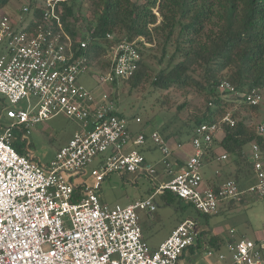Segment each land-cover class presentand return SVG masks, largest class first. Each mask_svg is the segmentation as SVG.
<instances>
[{
	"label": "built area",
	"instance_id": "1",
	"mask_svg": "<svg viewBox=\"0 0 264 264\" xmlns=\"http://www.w3.org/2000/svg\"><path fill=\"white\" fill-rule=\"evenodd\" d=\"M69 2L43 0L36 6L0 12V96L12 106L26 105L18 109L5 104L0 111L7 120L0 123V264H179L185 251L197 243V223L185 220L152 250L143 236L141 213H155V199L165 191L203 215H216L223 202L264 198L260 148L252 145L250 155L254 183L242 187L228 180L218 189L204 186L203 146L213 143L222 124L235 125L234 113L228 110L218 123H203L195 129L191 141L195 154L180 174H174L172 149L160 132L133 133L111 95L97 101L80 84L91 66L107 69V77H100V82L132 78L142 60L140 42L149 44L144 38L113 42L115 35L108 34L111 44L101 58L90 62L87 51L93 32L82 25L76 35L67 29L63 15ZM219 89L250 106L262 102L257 89L244 100L228 81ZM58 115L82 122L84 128L48 166L14 148L16 129L29 134L34 125ZM136 122L142 120L136 118ZM258 131L263 133L264 126ZM148 140L164 156L163 167L172 179L127 206L102 202L98 192L111 174L157 176V167L140 150ZM96 158L102 161L91 170L93 184L79 183ZM225 159L226 155L219 157ZM263 251V244L242 239L230 243L229 256L221 254L219 259L228 264H264Z\"/></svg>",
	"mask_w": 264,
	"mask_h": 264
},
{
	"label": "trees",
	"instance_id": "2",
	"mask_svg": "<svg viewBox=\"0 0 264 264\" xmlns=\"http://www.w3.org/2000/svg\"><path fill=\"white\" fill-rule=\"evenodd\" d=\"M12 1L0 0V12L6 11ZM41 1L29 0L27 4L36 6ZM63 18L73 35L79 25L93 32L87 51L90 62L100 58L111 44L106 39L108 34L115 35L113 42L144 38L149 45L140 42L139 69L126 83L130 91L150 81L154 88L163 91L193 86L204 93L212 106L194 115L191 134L203 123H218L235 104L251 113L260 110V105L239 103L236 97L224 98L219 86L228 81L241 93L242 100L253 89L264 91V0H70L64 4ZM157 44L158 57L153 50ZM150 59L157 61L158 69L152 67ZM234 118L235 125H221L223 138L215 139L211 145H219L234 156L237 174L232 178L240 182L254 174L245 153L249 146L257 145L264 160V132L250 127L238 112ZM206 146L205 152L211 153L213 148ZM14 148L27 154L22 147ZM161 197L178 206L183 202L166 191ZM188 206L191 204L182 208ZM205 234L199 236V244ZM214 240L210 242L213 244Z\"/></svg>",
	"mask_w": 264,
	"mask_h": 264
},
{
	"label": "rangeland",
	"instance_id": "3",
	"mask_svg": "<svg viewBox=\"0 0 264 264\" xmlns=\"http://www.w3.org/2000/svg\"><path fill=\"white\" fill-rule=\"evenodd\" d=\"M28 1L13 0L5 10L6 12H14L26 5ZM153 50L157 57L160 56L158 44L153 47ZM149 63L154 69L159 68L155 59H150ZM107 75L108 71L105 67L91 66L88 72L80 77V84L89 89L97 101H100L105 94L111 95L113 99L117 98L115 101L118 113L130 121V129L133 133L144 132L150 136L153 131H158L171 147L180 144L179 151L189 152L193 137L191 120H193L194 115H200L210 106L208 99L204 97V93L193 86L173 87L163 91L154 88L150 81L138 89L130 91L126 80L123 79H118L117 82H100V77H107ZM261 93L262 102L258 113H251L240 104H235L229 109L233 113H240V118L248 121L249 126L255 130L260 125L264 126V91ZM221 95L226 99L231 98L233 100V96L226 91H221ZM239 103L242 102L239 101ZM5 104L8 108H26L24 103L12 106L0 96V111ZM136 118H140L142 122L137 123ZM6 122L4 114L0 113V123L5 124ZM83 128L82 122L70 119L65 115H58L51 120L34 125L30 128L29 134L16 129L14 131V145L24 148L35 162L48 166L58 151L66 146L74 135L81 132ZM141 151L150 165L163 167L164 156L150 140L142 147ZM101 161V158H96L87 167L86 174L81 176L78 182L85 181L87 185H92L91 170L99 168ZM170 161L173 160L170 159ZM224 163L226 162L215 160L212 162V166L213 168H221ZM161 175L150 177L136 174L122 176L111 174L104 181L98 194L102 202L106 204L127 206L145 199L154 183H161ZM202 175L207 176V169L203 165ZM246 198L244 203H238L230 210H221L220 204L219 214L206 217L192 206L180 209L177 203L164 205L161 198L157 197L155 199L158 206L157 215L161 217V221L157 222L155 226L158 238L167 236L174 226L186 218H192L199 224L207 226L210 231L224 229L225 233L221 234L220 232V238L225 241L230 235V230L233 229L235 231L233 237L237 241L248 239L254 242H264V198L257 196H247ZM141 217L142 219L143 217L146 218L145 213H141ZM212 233L210 232L209 236H205V240H209ZM210 251L212 255H209L204 249L198 250L197 257L190 264H228L219 259L220 254L229 256L228 247L224 251L212 247Z\"/></svg>",
	"mask_w": 264,
	"mask_h": 264
},
{
	"label": "crops",
	"instance_id": "4",
	"mask_svg": "<svg viewBox=\"0 0 264 264\" xmlns=\"http://www.w3.org/2000/svg\"><path fill=\"white\" fill-rule=\"evenodd\" d=\"M222 138H223L222 133L221 134L219 133L216 139L218 141H220ZM212 145L206 146V147H212L213 148L211 153H208V151L206 153L204 148H203L204 153H203L201 161H202L203 167H205L207 169V176L204 177V175H203V179H204V186L205 187H211L213 189H218L224 182H226L228 180H234L235 181V179H233L232 177L237 174V167L234 165L235 159H234L233 155L228 154L219 145H216V144L214 146H212ZM175 147H176V150H175ZM170 148L172 149V156L170 159L173 160V161H170L171 169H172L174 174H180L182 172L184 166L186 165L187 160L195 154V150H194L192 144H191V148H190L189 152L179 151L178 148H180V144H177L174 147L170 146ZM140 150H142V148H140ZM251 150H252V146H249L245 151L246 155H248L250 160H251V158H250ZM212 154L215 156H212ZM223 155H226L227 159L221 160V162L225 161L226 163L222 164L221 168H213L212 162L215 160L220 161L219 157H221ZM204 156H208L209 159L205 160L203 158ZM211 157H213V158H211ZM251 164H252V162H251ZM156 167L159 171L157 175L162 174L161 175L162 181L159 184L154 183L153 187H151V189H149L147 197H149L154 192L155 187H159L161 184H165L172 179V176H170V174L168 173V171L164 167H162V168L159 166H156ZM139 176H148V175H139ZM239 176L242 177L241 172L239 173ZM254 178H255V173L252 176H249L245 179H241V181L237 182V183L242 187H247L250 184L254 183V181H255ZM162 194H160L157 197L161 198L162 203L164 205H171V201L169 199H167L166 202L162 199V197H161ZM157 197H156V199H157ZM246 200H247V198L245 197L241 201L232 200V201L223 202V203H221V210L233 209L238 203L239 204L244 203ZM232 202H234V204H232ZM176 203L177 202H175L173 204H176ZM186 205H190V204L183 201L180 203V205L178 207L180 209H182V207H184ZM157 208H158V206H157ZM157 213H158V209L153 214L145 213L146 218L143 217V219H142V217H141V226H142V230H143V236H144V239L147 241V243L149 244V246L152 250H157L158 247L170 236V234L173 232V230L180 223L184 222L187 219H192V218H186L185 220L180 222L178 225L174 226V228H172L169 231L167 236H165L163 238H158V234H157V230H156L155 226H156L157 222L161 221V217L158 216ZM217 214H219V212ZM204 216H211V215H204ZM192 220H194V219H192ZM196 223H197L198 228H199L198 238H199V236H201L202 233H207V234H205V236H207V235L209 236L210 232H213L212 236L209 240L206 239L207 241L205 240V236H202V241L200 244L198 243V238H197L196 245L194 247L190 248L188 251H185V253L183 254V256L180 259L179 264H190V262H192L193 259H195L197 257V251L200 249L206 250L209 254V253H212L210 251V248H212V247L219 249L221 251H224V249L225 248L227 249V247L230 243L238 242L233 237V234L235 232L233 229L230 230V233H229L230 235L228 236L227 241H225L224 239L220 238V232H221V234L225 233L224 229L221 228V230L217 229V230H213V231L211 230L210 231V229L207 226H203V225L199 224L198 222H196ZM211 239L212 240L216 239L213 241L214 242L213 244L210 242ZM255 243L264 245V242H255ZM263 260H264V255H263Z\"/></svg>",
	"mask_w": 264,
	"mask_h": 264
}]
</instances>
